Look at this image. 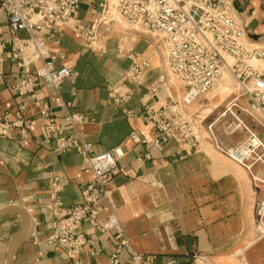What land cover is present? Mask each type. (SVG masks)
Listing matches in <instances>:
<instances>
[{
    "label": "crops",
    "instance_id": "1",
    "mask_svg": "<svg viewBox=\"0 0 264 264\" xmlns=\"http://www.w3.org/2000/svg\"><path fill=\"white\" fill-rule=\"evenodd\" d=\"M100 2L81 0L78 19L89 20L88 25L96 22L98 12L92 16L89 10ZM234 8L246 39L264 46V0H234ZM7 29V19L0 13V33ZM96 38L94 47L69 27H59L49 49L55 63L69 66L73 74L55 92L38 86L33 99L19 97L9 90L20 77L18 69L6 61L0 70L1 111L15 121L22 105L21 116L29 120L28 129L15 128L0 137V209L17 206L27 214L26 232L9 260L8 249L23 218L13 209L0 214V264H109L119 245L113 230L98 233L89 223L81 227L88 243L80 255L45 242L56 226L54 201L59 200L63 209L80 204L81 190L93 181L80 155L71 149L57 151L48 139L46 111L55 123L62 122L65 112L80 117L81 140L91 144L94 153L121 151L117 169L109 175L111 199L101 203L96 218L101 223L113 212L122 226L120 240L139 255L134 261L120 248L118 264H241L234 262L239 250L246 252L248 264H261L264 255L250 251L253 205L260 194L251 175L263 179L264 171L256 166L250 173L204 146L184 151L177 141L161 149L129 141L134 130L153 133L145 106L156 107L154 94L159 103L168 101L167 93L173 96L156 59L159 47L133 32L118 33L113 41ZM120 49L134 52L137 63H148L139 77L122 81L131 61ZM113 91L116 101L111 100ZM124 93L128 98L121 100ZM128 111L135 116L126 117ZM54 178L58 192L52 189Z\"/></svg>",
    "mask_w": 264,
    "mask_h": 264
},
{
    "label": "built area",
    "instance_id": "2",
    "mask_svg": "<svg viewBox=\"0 0 264 264\" xmlns=\"http://www.w3.org/2000/svg\"><path fill=\"white\" fill-rule=\"evenodd\" d=\"M81 0H0V13L7 19V32L0 33V70L7 61L18 69V81L9 87L19 97L33 99L36 85L42 84L57 91L64 81L72 77L67 65L56 66L55 55L49 44L54 40L59 27L79 23L78 11ZM102 25L108 24L111 15L116 14L130 24L148 32L161 35L166 47L165 63L169 71L181 83L184 90L179 99L159 107L146 106V119L153 124V133L134 131L129 140L133 144H149L160 149L168 142H180L188 150L200 149V121L187 115V106L197 97L206 93L223 70L236 81L247 105L240 109L250 115L262 132L249 137L234 147L217 148L226 158L249 169L253 165L264 170V46L247 42L245 26L234 8V0H102L100 3ZM110 16V17H109ZM109 17V18H108ZM23 33L24 36H20ZM130 69L123 80L135 77L142 69L132 55ZM135 58V57H134ZM231 60L232 63H229ZM250 61L258 63L249 65ZM33 63L39 65L28 69ZM115 91L111 93L113 97ZM124 93L121 100H126ZM58 101V97H56ZM234 103V102H233ZM229 106H236V104ZM60 108H64L60 103ZM229 107L227 110H229ZM24 107L16 112V120L10 121L9 113L0 108V137L10 135L15 128L26 130L29 121L21 116ZM48 139L57 145V151L74 150L84 164L92 171L94 179L82 190V202L63 209L59 200L54 201L56 226L46 243L76 255L88 243L81 230L83 223H89L98 233L113 230L119 241L109 264H118L120 248H125L132 259H139L122 236V226L115 216L106 217L101 223L96 218L101 211L103 199L108 200L103 186L106 176L116 167L119 149L95 154L91 145L81 140L83 123L75 114L65 112L61 123L51 120L49 111L43 112ZM128 118L135 116L126 112ZM224 116V114H222ZM236 127L253 130L236 119ZM211 126L208 128L210 134ZM262 195L254 207V222L258 233L264 234V179ZM57 178L52 189L58 192Z\"/></svg>",
    "mask_w": 264,
    "mask_h": 264
},
{
    "label": "rangeland",
    "instance_id": "3",
    "mask_svg": "<svg viewBox=\"0 0 264 264\" xmlns=\"http://www.w3.org/2000/svg\"><path fill=\"white\" fill-rule=\"evenodd\" d=\"M101 2H102V0H101ZM100 3L97 7L98 11L94 7L95 4H91L93 6L92 8H90L92 12L89 10V13H90L89 15H92V16H94L98 12L99 18L96 20V22H93L92 24L88 25L89 20L82 22L78 19L79 23H76V22L70 23L69 25H67V27H69L71 29V31L73 33H75L76 35H78L79 37L84 38L85 41L88 43V45L90 43H93L94 47H96V42L98 41V39L96 37H99L100 39H103L105 37V38L110 39V41H113L114 37L116 35H118V33L124 34V33H129V32H133L137 35H141V36L145 37L152 44H155V47H159V49L156 50V59H157L158 63H161V69L163 70V74L165 75V78H166L168 92L173 95V96H170L171 99L175 100V99L181 98L184 90L182 88L181 83L176 79V77L169 71V69L166 66V63H165L166 47H165L164 43H162L161 35L157 32H148V31H145L144 29H142L140 27L132 25L128 21H126L124 18H122L116 14L111 15V17L109 16L112 19L111 20L107 19L109 21L108 24L102 25L103 21L99 20L100 17H102L101 8L99 7ZM80 4H81V2H80ZM81 5H79V9H80ZM84 6L86 7L85 4H84ZM85 7L83 8L84 12L87 11V9ZM88 9H89V5H88ZM122 32H124V33H122ZM247 42H249V43L251 42L253 44L255 43V42H252L249 40H247ZM255 44H257V43H255ZM120 52L124 57L128 58L131 61L127 71L130 69V67L132 65V59L129 58V55H132L136 64L139 65L140 67H142L141 71L133 78L139 77L147 68L148 63H146V62L137 63L138 56L135 55L134 52H132V51H125L124 49L123 50L120 49ZM228 62L232 63L231 60H228ZM55 65L61 66L63 64L58 65L55 63ZM249 65L257 66L258 63H255V61H250ZM127 71H125V73ZM124 74L122 75V78H123ZM133 78H129V79H133ZM126 80H128V79H126ZM126 80L122 79V81H126ZM158 85H159V83H158ZM38 86L47 87L46 85L38 84V85H36V88ZM47 88H49V87H47ZM49 89H51V88H49ZM57 90H58V88H57ZM52 91H54V90H52ZM154 96L156 99L155 102L157 104L156 107L164 105V103H167L170 101V99L168 98L167 102L159 103L160 99L155 94H154ZM167 96H168V93H167ZM167 96H165V97L167 98ZM111 100H112V98H111ZM232 103L236 104L237 107L236 106H232V107L229 106ZM246 105H247V99L241 95L240 91L238 90L236 81L229 75L228 71L224 69L221 76L217 79V81L213 84V86L206 93L197 97L193 102H191L190 105L187 106V110H186V112L188 113L187 115H191L192 117H194L195 119L200 121L199 131H200V135H201V144H202L201 148L203 146L205 148L207 147L208 150L213 151V152L225 157L222 153H220V151L217 148H219L221 146L234 147V146L240 144L241 142H243L244 140H246L249 137L250 133L251 134H256L259 132L261 133L262 129L260 128L259 125H257V123L253 120V118L250 115H248V114H246L240 110V109H243ZM229 107H231V108L229 110H227ZM128 112H132V111H128ZM222 114H224V116H222ZM236 119H239L240 121H242L246 127H248V128L253 127L254 129L247 131L246 129L236 127ZM210 126H211L210 130L212 131V134H210V132L208 131V128ZM134 131H141V130H134ZM134 131H132V132H134ZM143 132H145V131H143ZM148 135H151V134H148ZM172 141H174V140H172ZM172 141H170V142H172ZM170 142H168V143H170ZM86 143H88V142H86ZM139 145L151 146L149 144H139ZM182 148L184 151L188 150L183 145H182ZM116 149H119V148H116ZM91 150H92V146H91ZM197 150H188V151H197ZM95 154H98V153H95ZM226 159H228V158H226ZM231 162H233V161H231ZM237 165H239V164H237ZM239 166L243 167L242 165H239ZM254 167H256V164L253 165L252 167H250L249 169H246L245 167H243V168L246 171L251 173L252 168H254ZM115 169H117V168L115 167ZM110 173H109V175H110ZM109 175L106 176L107 182H105V184L103 186L104 191L107 192V195H108L107 202L110 201L111 196H112L111 191H109V189L107 188L108 182L110 180ZM93 179H94V176H93ZM263 179L256 178L255 176L251 175V182L253 183L254 189H257L260 192V194L256 196L255 203L257 201V198H259L262 195L263 186H262V182H260V180H263ZM82 190H81V193H82ZM81 197H82V194H81ZM103 202H106V200L103 199L102 203ZM255 203L253 205V211H252L254 229H253V232L251 235V242H253V244L251 245L252 250H250V251H255V254L257 253L260 255H264V234L260 235V233H258V231L255 227V222H254ZM110 215L115 216L114 213L111 212L110 214L107 215V217H109ZM116 219H117V217H116ZM251 242L248 243L246 245V247H248L249 244H251ZM62 251L65 252L64 250H62ZM82 252H83V249L81 252H79L78 254H76L74 256L80 255ZM65 253H67V252H65ZM67 254H69V253H67ZM69 255H71V254H69ZM238 259H241L242 262L237 261ZM234 260H235L234 261L235 263L248 264V261L246 259V252H244L243 250H239L238 252H236L234 254ZM262 260L263 261L261 262V264H264V259H262Z\"/></svg>",
    "mask_w": 264,
    "mask_h": 264
},
{
    "label": "water",
    "instance_id": "4",
    "mask_svg": "<svg viewBox=\"0 0 264 264\" xmlns=\"http://www.w3.org/2000/svg\"><path fill=\"white\" fill-rule=\"evenodd\" d=\"M12 209L18 211L21 214V216L23 218V223H22L21 228L19 229L18 233L16 234V236L12 240L11 245H10V247L8 249V260H9V258L11 256V254H12V251H13V249L15 247V244L19 241V239L21 237H23V235L26 232V228H27L26 227L27 226V214L24 211V209H22L20 207H17V206H7V207H3V208L0 209V214H2L4 211L12 210Z\"/></svg>",
    "mask_w": 264,
    "mask_h": 264
}]
</instances>
